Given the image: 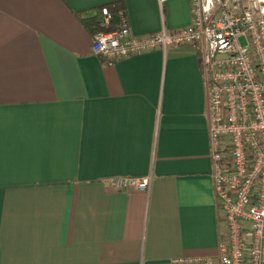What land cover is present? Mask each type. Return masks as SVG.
<instances>
[{
	"label": "crops",
	"instance_id": "1",
	"mask_svg": "<svg viewBox=\"0 0 264 264\" xmlns=\"http://www.w3.org/2000/svg\"><path fill=\"white\" fill-rule=\"evenodd\" d=\"M107 6L135 35L191 19L188 0H0V264L216 253L201 45L109 62L87 24Z\"/></svg>",
	"mask_w": 264,
	"mask_h": 264
},
{
	"label": "built area",
	"instance_id": "2",
	"mask_svg": "<svg viewBox=\"0 0 264 264\" xmlns=\"http://www.w3.org/2000/svg\"><path fill=\"white\" fill-rule=\"evenodd\" d=\"M167 0H157L162 8ZM190 23L135 35L96 31L92 51L109 62L183 44L201 45L211 179L221 227L215 255L180 256L169 264H264V0H188ZM101 27L110 24L101 9ZM115 189L146 191L150 177L118 176Z\"/></svg>",
	"mask_w": 264,
	"mask_h": 264
},
{
	"label": "trees",
	"instance_id": "3",
	"mask_svg": "<svg viewBox=\"0 0 264 264\" xmlns=\"http://www.w3.org/2000/svg\"><path fill=\"white\" fill-rule=\"evenodd\" d=\"M110 14H111V20L110 24L107 27H101L100 22H101V10L99 11V17L90 19L87 24H90L94 28V32L100 31V30H111L119 27V19L120 16L122 15L121 11L117 6H107Z\"/></svg>",
	"mask_w": 264,
	"mask_h": 264
}]
</instances>
